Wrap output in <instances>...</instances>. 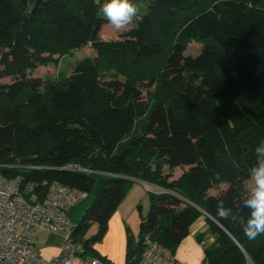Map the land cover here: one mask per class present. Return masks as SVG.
Instances as JSON below:
<instances>
[{"label": "trees", "instance_id": "1", "mask_svg": "<svg viewBox=\"0 0 264 264\" xmlns=\"http://www.w3.org/2000/svg\"><path fill=\"white\" fill-rule=\"evenodd\" d=\"M103 2L0 0V173L37 196L52 181L91 195L68 234L83 257L110 264L93 245L135 179L159 190L126 234L125 264L147 239L174 254L199 218L201 264H264V234L239 222L264 140V0H132L145 10L115 39L99 37ZM87 45L69 73L30 75ZM164 166L187 169L169 179Z\"/></svg>", "mask_w": 264, "mask_h": 264}, {"label": "built area", "instance_id": "2", "mask_svg": "<svg viewBox=\"0 0 264 264\" xmlns=\"http://www.w3.org/2000/svg\"><path fill=\"white\" fill-rule=\"evenodd\" d=\"M147 189L152 192L151 187ZM28 191L21 187L20 177L0 173V264H104L97 258L83 257L82 245L68 235L73 224L67 213L86 197L84 190L52 181L46 183L41 196ZM35 228L65 233L59 255L44 258L39 254L33 243ZM137 264L181 263L166 248L147 239Z\"/></svg>", "mask_w": 264, "mask_h": 264}, {"label": "crops", "instance_id": "3", "mask_svg": "<svg viewBox=\"0 0 264 264\" xmlns=\"http://www.w3.org/2000/svg\"><path fill=\"white\" fill-rule=\"evenodd\" d=\"M141 184L148 185L140 180H133L124 198L109 217L102 239L93 245L95 251L105 257L110 264H125L126 222L128 219L125 204L127 202L134 205L142 193L144 185ZM205 229L206 225L202 218L191 225L189 234L179 242L173 254L179 263L201 264L203 251L200 243L195 239V234ZM64 236L65 233L60 231L48 232L37 228L33 229L34 246L44 258H53L60 254Z\"/></svg>", "mask_w": 264, "mask_h": 264}, {"label": "clouds", "instance_id": "4", "mask_svg": "<svg viewBox=\"0 0 264 264\" xmlns=\"http://www.w3.org/2000/svg\"><path fill=\"white\" fill-rule=\"evenodd\" d=\"M140 9L132 0H105L100 4L99 12L104 20L116 31H127ZM255 163L249 169V186L245 189L242 208L247 215L239 218L240 227L248 239L264 234V140L252 149ZM219 216L229 218L233 213L225 207L223 201L216 206Z\"/></svg>", "mask_w": 264, "mask_h": 264}, {"label": "rangeland", "instance_id": "5", "mask_svg": "<svg viewBox=\"0 0 264 264\" xmlns=\"http://www.w3.org/2000/svg\"><path fill=\"white\" fill-rule=\"evenodd\" d=\"M138 8L140 9L138 16L135 18L134 22L129 25V27H132L136 24V20L140 17L141 13L144 12L145 6L142 3H135ZM99 15L102 16L99 12ZM122 32H118L115 29H113L107 22L103 24L99 31V37L101 39H115L118 38L121 35ZM201 49V44L190 41L185 49V54H191L195 55L199 52ZM93 52L90 48V46H84L82 48L76 49L74 51H71L70 53L66 54L63 59L60 60L58 63V66L53 64L48 65H39L35 67L31 72L30 75L33 77H44L49 76L51 78H56L58 73L60 71H64L69 73L72 69L73 62L77 59H80L84 56H92ZM3 81H8V78L2 79ZM187 169V167H176L172 170H167L166 167H163V173L169 175V179L177 178L183 170ZM146 183V182H144ZM249 177L244 180V184L246 188L249 186ZM148 184V183H146ZM144 185V184H141ZM224 184L221 183L215 188H211L208 193L216 194L219 192V190L224 188ZM142 187V186H141ZM146 187H151L152 192H157L159 190L158 187L154 185H144L142 187V193L134 203V205L127 203L125 204V210L128 213L127 214V222H126V231L127 235L132 239L135 240L137 235V229L138 224L140 220V216H144L149 208V197H148V189ZM91 201V195H88L85 197L80 203L73 206L67 213L69 220L72 222V224H75L77 220L80 218L81 214L85 210V208L89 205ZM96 230V224H92L90 228L88 229L86 236H89L90 234L94 233ZM209 235H206L205 241L209 240ZM178 246V245H177ZM177 248V247H176ZM176 251V249H175Z\"/></svg>", "mask_w": 264, "mask_h": 264}, {"label": "water", "instance_id": "6", "mask_svg": "<svg viewBox=\"0 0 264 264\" xmlns=\"http://www.w3.org/2000/svg\"><path fill=\"white\" fill-rule=\"evenodd\" d=\"M205 215H207L208 216V214L206 213V212H204V211H202ZM215 221V220H214Z\"/></svg>", "mask_w": 264, "mask_h": 264}]
</instances>
